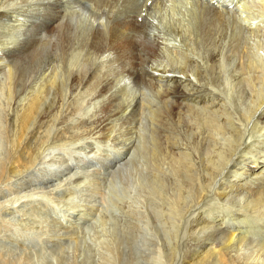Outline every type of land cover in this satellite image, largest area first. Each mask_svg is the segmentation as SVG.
Here are the masks:
<instances>
[{
    "label": "bare ground",
    "instance_id": "6f19581e",
    "mask_svg": "<svg viewBox=\"0 0 264 264\" xmlns=\"http://www.w3.org/2000/svg\"><path fill=\"white\" fill-rule=\"evenodd\" d=\"M29 1L0 0V65L18 58L30 63L31 68L37 62L47 67L41 82L27 87L28 74L18 75V63L15 67L5 64L7 81L2 92L7 107L17 109L9 130L5 135L1 131L8 153L0 160V184L37 165L43 147L53 138L52 128L61 118H71L74 94L84 89L102 103L113 89V83L103 84L97 71H91L90 60L72 64L69 56L74 44L84 41L94 48L107 46L146 61H157L163 53L172 65L169 70L164 65L153 75L161 90L158 108L148 109L157 131L151 146L141 152H147L151 164L150 180L166 189L160 193V218L175 230L178 242L174 258L182 247L188 248L181 242L187 233L198 237L201 249L196 258L187 259V264H264V60L244 38L251 28H243L244 18L241 21V15L248 14L251 19L263 13L256 14L245 2L230 10L229 3L234 0H216L210 7L196 5L188 10L192 15L190 28L179 25L178 30L187 31L178 37L177 47L159 53L162 44L156 41L155 31L160 28L154 17L150 20L149 12L139 24L140 13L132 16V10L139 11L141 0H33L36 13L23 37L15 32L22 29L23 25L17 24L22 21L10 22V13L16 5L17 9L18 4ZM148 2L143 6L148 7ZM82 5L86 10L110 8L105 17L94 21L82 10L87 23L99 22L104 29L81 32L83 21L77 17ZM158 6L157 2L150 10ZM140 35L144 40L138 38ZM53 40L62 45L61 55L42 58L40 46ZM118 98L109 94L106 114L97 123L96 129L103 136L111 130V119L117 112L109 111ZM132 103L129 108H133ZM137 105L136 114L140 111ZM145 108L143 104L141 111ZM1 120L4 123L3 117ZM31 129L34 148L26 143ZM39 130H43L42 138L34 135ZM242 164L245 171L237 169ZM202 234H206L204 239ZM0 264L13 263L0 259Z\"/></svg>",
    "mask_w": 264,
    "mask_h": 264
},
{
    "label": "rangeland",
    "instance_id": "374dc122",
    "mask_svg": "<svg viewBox=\"0 0 264 264\" xmlns=\"http://www.w3.org/2000/svg\"><path fill=\"white\" fill-rule=\"evenodd\" d=\"M145 1L140 2V12L132 10V16L140 13L139 24L149 12V19L154 17L153 21L160 28L155 31L158 35L156 41L159 39L162 44L159 53L177 47L178 37L187 31L178 30L179 25L190 28L188 22L192 15L188 10L195 9L196 5L210 7L216 3V0H149V6L144 7ZM234 1L229 3L230 10H237V6L245 2L250 3L256 14L263 13V16L252 15L249 19L248 14L239 12L238 18L239 15L241 21L244 18L243 28H251L245 32L244 38L264 60V33H256L264 31V0ZM157 2V9L150 10ZM32 3L30 0L11 9L10 22L19 19L22 23L17 24L23 25V30H16V34L22 35L29 30L27 25L34 20L32 16L36 13ZM82 10L94 21L105 17L109 7L86 10L82 5L79 17L76 16L83 21L80 25L82 33L104 29L103 24L98 26L99 22L87 23ZM130 13L127 12V16ZM125 18L126 14L122 20ZM138 38L144 40V36ZM61 47L55 40L47 41L39 51L42 58L59 57ZM72 48L69 56L72 64L90 60L91 71H97L98 79L102 83L105 81L103 84L113 83L112 93L106 94L107 99L102 103L97 102L101 98L96 99L95 95L83 92L84 89L79 95L74 94L70 100L73 107L71 118H61L52 128L53 138L43 147L37 165L14 181L0 184V259L13 264H187V259L200 254L198 237L187 233L182 235L181 242L187 243L188 248L182 247L174 258L178 242L175 230L160 218V193L166 189L161 190L159 183L150 180L151 164L147 152H141L151 146L157 131L150 119L152 110L148 109L150 106L153 110L158 108L161 90L153 75L164 65L169 70L171 60L163 53L157 61L133 59L107 46L94 48L84 41L77 42ZM7 61L14 67L18 63V75L28 74L27 87L41 82L47 70L41 62L31 68L26 60L13 58ZM5 64L0 65V160H5L8 153L7 141L1 131L5 135L9 130L10 120L17 109V106L7 107L2 92L7 81ZM137 75L143 78L139 80ZM109 94L119 96L121 104L118 101L112 105L109 112L117 113L111 119L110 132L103 136L96 127L106 114ZM130 100L133 108L128 107ZM135 103L140 107L137 114L134 112ZM143 104L146 108L141 111ZM42 132L39 130L34 135L42 138ZM32 133L33 129L29 131L26 143L34 148ZM52 144L59 146L52 148ZM7 159L8 165L10 159ZM239 168V171L246 169L244 164ZM205 236L200 235L202 239Z\"/></svg>",
    "mask_w": 264,
    "mask_h": 264
}]
</instances>
